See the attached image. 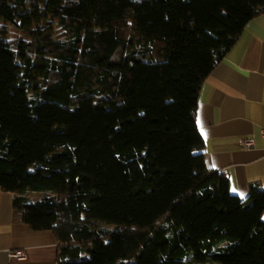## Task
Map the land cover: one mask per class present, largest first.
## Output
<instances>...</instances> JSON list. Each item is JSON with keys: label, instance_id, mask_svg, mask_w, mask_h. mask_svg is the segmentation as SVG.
I'll return each instance as SVG.
<instances>
[{"label": "trees", "instance_id": "16d2710c", "mask_svg": "<svg viewBox=\"0 0 264 264\" xmlns=\"http://www.w3.org/2000/svg\"><path fill=\"white\" fill-rule=\"evenodd\" d=\"M264 0H0V187L58 264H264V189L208 165L203 82Z\"/></svg>", "mask_w": 264, "mask_h": 264}, {"label": "crops", "instance_id": "0c3cea01", "mask_svg": "<svg viewBox=\"0 0 264 264\" xmlns=\"http://www.w3.org/2000/svg\"><path fill=\"white\" fill-rule=\"evenodd\" d=\"M197 123L208 165L227 174L233 193L246 199L252 185L264 189V13L203 82ZM246 138L255 145L246 148ZM13 198L0 187V264H58L54 232L15 220ZM14 250L25 259L13 258Z\"/></svg>", "mask_w": 264, "mask_h": 264}, {"label": "built area", "instance_id": "2783aa9c", "mask_svg": "<svg viewBox=\"0 0 264 264\" xmlns=\"http://www.w3.org/2000/svg\"><path fill=\"white\" fill-rule=\"evenodd\" d=\"M262 134L264 136V129H263ZM243 143L246 148H251L255 145V140L254 138H246L244 139ZM11 255L13 258L25 259V254L22 250H14L11 252Z\"/></svg>", "mask_w": 264, "mask_h": 264}]
</instances>
